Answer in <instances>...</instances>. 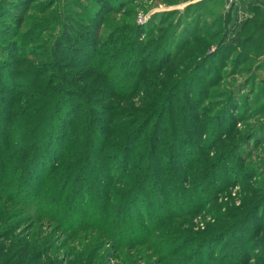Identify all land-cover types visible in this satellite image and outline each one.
Instances as JSON below:
<instances>
[{
	"label": "rangeland",
	"instance_id": "obj_1",
	"mask_svg": "<svg viewBox=\"0 0 264 264\" xmlns=\"http://www.w3.org/2000/svg\"><path fill=\"white\" fill-rule=\"evenodd\" d=\"M201 1L0 0V264H264V33Z\"/></svg>",
	"mask_w": 264,
	"mask_h": 264
},
{
	"label": "trees",
	"instance_id": "obj_2",
	"mask_svg": "<svg viewBox=\"0 0 264 264\" xmlns=\"http://www.w3.org/2000/svg\"><path fill=\"white\" fill-rule=\"evenodd\" d=\"M207 0H203L199 3H197L196 5H200L204 2H206ZM243 2L246 3V7L243 5ZM227 3H229L231 6L229 7V9H227L226 13H227V21H226V29H225V35H237V34H240L241 30L242 31H246L247 27H250V25H253L252 29L248 32V35L245 37V39H247V41L249 42H252V40H257V38L260 37L259 34H261V32L264 33V17L262 15H264V1H260V0H257L256 3H253V2H249L247 0H219V4L220 6H222L223 8L225 7V5H227ZM234 10H235V13H234ZM246 10V11H245ZM233 13L235 14V18H236V22L235 24L233 25L232 22H233ZM97 16V15H95ZM262 16V17H261ZM91 20H95L94 17H92ZM252 23V24H251ZM128 36L125 35V36H121V35H116V37L112 38V41L113 42H116L117 41V44L115 46H112L111 44L112 43H108L105 41V43H101L100 41H98V39H94V52H93V55H94V60H90L88 63L89 67L88 68H91L92 71H95V72H92L94 74H96L97 76L100 75L102 76L103 78L106 79L107 76H109V70H107L106 73H104L105 75H102V72H104V70L102 69L103 68V63L106 62L107 60V54H114V50H119L118 49V46L123 42V41H126L125 39L127 38ZM244 39V40H245ZM90 40V39H89ZM139 46V45H138ZM85 50L91 52V49L90 47H87L86 46H82ZM101 48V49H99ZM159 49V48H158ZM78 51H75V54L77 53ZM166 52H168V49L166 50ZM80 53V52H78ZM172 56H169L168 58L171 59ZM85 58V56H84ZM125 61H129V65H128V68H127V72H128V75L129 77L128 80L131 84L134 85V87L138 86V84L141 82H139V79L141 78V75L140 76H133V72L132 70L135 68L138 72H139V62H141L140 60L137 61L136 59H134V57H130L128 55H126V58H125ZM98 62V63H97ZM96 63L99 65V67H96ZM136 64L138 66H136ZM153 72V71H151ZM148 73L150 74V71H146L145 74L148 75ZM136 77V81L133 80V78ZM135 82V84H134ZM32 84V85H31ZM30 85L31 86H34L36 85V79L33 80V82L31 83ZM98 85V84H97ZM109 85V84H108ZM113 86H108V88H103L106 92H108L110 88H114L115 87V84H112ZM140 86V85H139ZM95 89V88H94ZM97 90L99 88H96ZM64 92V93H63ZM171 91H169V94L168 95H171L170 93ZM77 96V92L74 91V90H65V91H62L61 93H59V95L57 97H59V99L57 100V103L59 102L58 104V107L60 110V106H62L64 108V106H68L71 104V101L74 100ZM55 96V98H57ZM48 103H50L48 105ZM56 103V102H55ZM43 104L45 105L44 108H42L40 110V115L43 116L45 113L44 111H48V109L50 108L51 111H55L56 108L54 106L53 107H50V105L52 104L51 102L49 101H46V99H43ZM161 105H150L148 106V113H144V112H141L140 114H145L146 117H149V114H156L157 117L159 118H162V115L164 114V108L163 107H160ZM49 107V108H48ZM71 108L68 109V113L72 114L71 117L72 119L75 118V112L74 111H70ZM44 110V111H43ZM41 111H43V113H41ZM46 111V113H47ZM50 111V112H51ZM168 115L171 117L172 114L171 113H168ZM70 117V118H71ZM68 120V118H66ZM163 119V118H162ZM49 124V123H47ZM46 125V124H45ZM68 126V125H67ZM67 126L63 127L64 129L67 128ZM171 126L174 128L176 126V123L175 122H171ZM195 127L199 128V127H202V125L200 126L199 124H197V126L195 125ZM119 130V131H118ZM140 128L139 127H136V129L134 130H130V132H126L124 135V139L122 141V144L124 147H128V149H130V151H132V147H133V144H134V141L133 139L139 134V131ZM121 131H124L122 129H118V127H114L112 128V132L109 133V138H114L116 136H118V134H116V132L120 133ZM68 132H63V133H60L62 134V136H57V138L59 139H62V137H64L63 135H68L67 134ZM108 135V133H107ZM56 138V137H55ZM108 137L106 136V138H102V141H103V144L106 146V147H101L102 149H105V148H108L107 146H110L111 148L110 149H113L115 150L116 148H119L121 147V143L120 142H117V143H111V144H108L110 141L109 139H107ZM151 140L153 141H160V136H157L155 135L154 133L149 137ZM54 140V139H52ZM162 147H166V144L164 145L165 141H162ZM161 143H158V144H161ZM177 146H179L178 144H176ZM181 147V146H179ZM159 148L160 147H152L150 150H149V154L147 157H146V160L149 161V163H147V165H150L148 167H146V169H148L149 171L151 169H153V162L158 160L159 158V161L160 162V165L162 166V164L164 165L165 164V158L159 154ZM102 149H99L98 148V151H101ZM161 150V149H160ZM163 153V151H162ZM132 154H129L128 157L126 158V162L127 164L129 165L131 163V159H132ZM144 158V155H140L139 154V161ZM158 161V162H159ZM168 164V163H167ZM169 165V164H168ZM155 171L156 173L160 170V166L157 164L155 165ZM162 168V167H161ZM141 170V169H140ZM154 172V170H153ZM145 173V171H144ZM147 174V171L146 173ZM140 179V178H139ZM158 179V178H157ZM158 182V180L156 181V183ZM141 183L145 184V181H141Z\"/></svg>",
	"mask_w": 264,
	"mask_h": 264
},
{
	"label": "crops",
	"instance_id": "obj_3",
	"mask_svg": "<svg viewBox=\"0 0 264 264\" xmlns=\"http://www.w3.org/2000/svg\"><path fill=\"white\" fill-rule=\"evenodd\" d=\"M247 1L256 3L257 0H247ZM260 1H264V0H260Z\"/></svg>",
	"mask_w": 264,
	"mask_h": 264
}]
</instances>
